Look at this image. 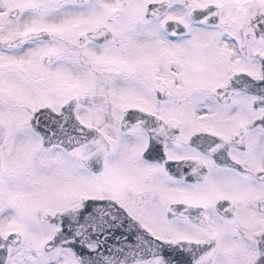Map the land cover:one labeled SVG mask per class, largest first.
<instances>
[{
  "label": "snow or ice",
  "instance_id": "1",
  "mask_svg": "<svg viewBox=\"0 0 264 264\" xmlns=\"http://www.w3.org/2000/svg\"><path fill=\"white\" fill-rule=\"evenodd\" d=\"M0 264H264V0H0Z\"/></svg>",
  "mask_w": 264,
  "mask_h": 264
}]
</instances>
